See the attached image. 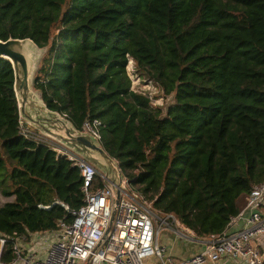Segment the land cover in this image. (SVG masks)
<instances>
[{"label":"trees","instance_id":"16d2710c","mask_svg":"<svg viewBox=\"0 0 264 264\" xmlns=\"http://www.w3.org/2000/svg\"><path fill=\"white\" fill-rule=\"evenodd\" d=\"M44 50L32 89L98 144L158 217L221 234L264 181V0H0V40ZM164 102L132 87L127 71ZM0 60V260L83 205L77 168L19 135ZM102 182H99V186Z\"/></svg>","mask_w":264,"mask_h":264},{"label":"built area","instance_id":"2783aa9c","mask_svg":"<svg viewBox=\"0 0 264 264\" xmlns=\"http://www.w3.org/2000/svg\"><path fill=\"white\" fill-rule=\"evenodd\" d=\"M127 71L133 87L137 77L132 74L131 66ZM98 125L97 121L85 122L81 132L98 141ZM18 127L21 137L47 147L78 169L83 205L70 212L71 223L61 221L53 232L17 239L12 246L14 260L10 263L0 260V264H144L143 261L149 258H153L152 264H215L223 258L244 264H264V253L253 244L256 238L264 235V181L252 188L241 213L221 234L206 239L202 250L189 259L176 261L168 248L158 243L159 229L155 225L157 220L160 224L168 218L174 220L173 216L168 215L161 220L150 210V203L130 187L124 176L119 187L120 199L115 205L112 189L90 162L20 118ZM99 182H102L101 186ZM239 222H242V227L232 231L231 227ZM164 226L169 227L167 222ZM47 234L50 241L42 257L33 249L34 239ZM4 244L5 240L0 238V250Z\"/></svg>","mask_w":264,"mask_h":264},{"label":"water","instance_id":"95a60500","mask_svg":"<svg viewBox=\"0 0 264 264\" xmlns=\"http://www.w3.org/2000/svg\"><path fill=\"white\" fill-rule=\"evenodd\" d=\"M44 50H39L29 39L0 40V60H5L13 72V91L21 120L36 131L57 141L78 155L93 151L100 156L90 162L100 173L102 165L108 167L111 178L105 183L112 189L114 204L120 199L119 187L123 184V174L117 162L110 159L92 136L76 131L72 125L59 114L47 109L37 92L32 89L33 75ZM103 174V173H102ZM113 219V215L111 220Z\"/></svg>","mask_w":264,"mask_h":264},{"label":"crops","instance_id":"0c3cea01","mask_svg":"<svg viewBox=\"0 0 264 264\" xmlns=\"http://www.w3.org/2000/svg\"><path fill=\"white\" fill-rule=\"evenodd\" d=\"M242 225V222H239L236 225H233L231 230H238ZM157 241L168 248V251L174 260L185 261L202 250L205 239L196 238L191 231L178 224L176 227H164L163 230L158 233ZM253 244L257 245L260 251L264 253V235L256 238L253 241ZM215 264L244 263L229 258H223Z\"/></svg>","mask_w":264,"mask_h":264},{"label":"rangeland","instance_id":"374dc122","mask_svg":"<svg viewBox=\"0 0 264 264\" xmlns=\"http://www.w3.org/2000/svg\"><path fill=\"white\" fill-rule=\"evenodd\" d=\"M133 88L136 89V90H139V91L147 92L149 94V96L152 98V102L155 105L163 104L164 102H166V101L168 102V100H169L168 99V100L164 101L162 99V97H161V94L158 92L157 89H155L153 86H150L149 84H147V85L142 84L141 82H139L137 80V78L134 81ZM80 156L83 157L84 159L90 161V162L93 161V160H97V161L100 162V160H101L100 156H98L93 151H87L86 154L80 155ZM100 171L103 173L104 176L107 177V179L111 178V173L108 171V167H106L105 165L101 166ZM8 201H10V199L0 198V204H3L4 202H8ZM164 218L165 217H160L161 220H164ZM164 222H167L168 226H170V227H174V226L176 227L179 224L175 220V218H174V220L168 218L167 220L163 221V223H161V224H160V221L157 220L155 225L159 229V233L165 227L164 226ZM48 236H49V234L45 235L44 237H41L40 239L39 238H35L34 239V244H33V236L31 237V241H32V244H33V249L40 256L43 255V253L45 251V248L48 246V242L50 241V238ZM143 263L144 264H152L153 263V258L145 259L143 261Z\"/></svg>","mask_w":264,"mask_h":264}]
</instances>
